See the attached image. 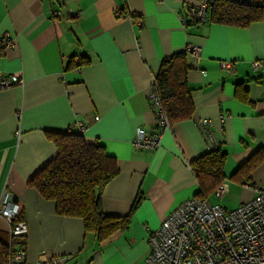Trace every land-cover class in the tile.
I'll use <instances>...</instances> for the list:
<instances>
[{"label":"crops","instance_id":"crops-1","mask_svg":"<svg viewBox=\"0 0 264 264\" xmlns=\"http://www.w3.org/2000/svg\"><path fill=\"white\" fill-rule=\"evenodd\" d=\"M192 2L0 0V34L15 39L0 49V70L21 78L0 88V198L11 194L27 224L22 264H37L43 251L61 258L57 264H147L148 234L197 196L191 162L214 147L226 154L223 196H239L226 207L251 199V186H264V158L246 180L234 175L257 151L264 155V65L252 67L264 59V21L184 27L181 15ZM187 43L200 48L196 61L188 55L192 115L171 123L157 148H136V130L155 129L148 94L161 62ZM223 60L234 61V70ZM48 132L78 133L116 159L118 173L104 187L101 207L128 222L109 238L97 241L81 218L57 214L54 201L28 185L57 153ZM223 196L211 192L207 199L220 204Z\"/></svg>","mask_w":264,"mask_h":264},{"label":"built area","instance_id":"built-area-1","mask_svg":"<svg viewBox=\"0 0 264 264\" xmlns=\"http://www.w3.org/2000/svg\"><path fill=\"white\" fill-rule=\"evenodd\" d=\"M212 0H193L187 6L186 14L181 15L184 27L209 20L208 9ZM247 2L248 0H238ZM70 14H75L72 10ZM61 14L53 10L54 17ZM138 23L141 19L137 20ZM15 45L13 36L0 34V49ZM185 50L193 60L199 57L200 48L187 43ZM264 65V59L254 60V70ZM221 66L231 72L234 61L223 60ZM21 82L16 74H4L0 70V88ZM149 104L155 115V129L152 131L138 128L133 138L136 148L155 149L159 146L163 132L170 127L153 84L148 94ZM95 119L98 117L95 116ZM207 120H201L204 126ZM78 129L84 125L77 122ZM254 196L235 208L213 204L207 198L194 196L174 208L160 223L159 227L148 234L149 251L147 264H264V186H251ZM228 190V183L221 181L213 191L222 197ZM19 203L11 194L4 193L0 198V220L10 238H23L28 227L24 220L18 219ZM6 264H22L26 252L17 243L11 244ZM61 258L48 256L43 251L37 264H57Z\"/></svg>","mask_w":264,"mask_h":264},{"label":"trees","instance_id":"trees-1","mask_svg":"<svg viewBox=\"0 0 264 264\" xmlns=\"http://www.w3.org/2000/svg\"><path fill=\"white\" fill-rule=\"evenodd\" d=\"M208 15L211 21L245 27L252 22L264 21V1L252 4L249 0H212ZM188 55L183 50L165 57L155 76L154 85L170 124L190 118L193 112L187 86ZM48 136L55 143L57 153L28 179V185L43 198L53 200L57 214L81 218L84 230L93 233L99 242L126 226L128 216L106 215L101 207L102 191L118 173L114 156L108 154L103 145L86 142L78 133L48 132ZM259 152L234 175L244 174L246 180L250 170L264 158ZM225 158V152L214 147L191 162L199 184L198 197L206 199L225 179ZM138 202L136 198L133 209ZM18 219H21L19 215ZM13 243L22 246V238L9 236L5 241L0 237V264H6Z\"/></svg>","mask_w":264,"mask_h":264},{"label":"rangeland","instance_id":"rangeland-1","mask_svg":"<svg viewBox=\"0 0 264 264\" xmlns=\"http://www.w3.org/2000/svg\"><path fill=\"white\" fill-rule=\"evenodd\" d=\"M219 202L221 205H224L225 207L226 206L232 207L237 205V203L239 202V196L234 191H231L230 193L225 194L222 199H219ZM0 237L3 240L7 241L9 234L7 232L5 234L1 233Z\"/></svg>","mask_w":264,"mask_h":264}]
</instances>
